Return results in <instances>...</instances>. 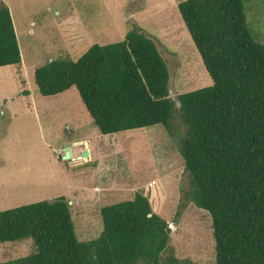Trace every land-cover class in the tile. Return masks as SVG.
Instances as JSON below:
<instances>
[{
    "label": "trees",
    "instance_id": "1",
    "mask_svg": "<svg viewBox=\"0 0 264 264\" xmlns=\"http://www.w3.org/2000/svg\"><path fill=\"white\" fill-rule=\"evenodd\" d=\"M178 10L213 81L178 95L187 197L211 216L215 264H264V43L249 26L245 0H183ZM21 61L0 0V67ZM33 79L47 98L76 90L103 134L156 124L172 132L169 67L139 27L76 60L41 64ZM101 217L100 235L81 241L64 196L1 210L0 243L32 238L35 248L0 264H160L166 252L163 264H183L169 246V222L143 192L102 207Z\"/></svg>",
    "mask_w": 264,
    "mask_h": 264
},
{
    "label": "rangeland",
    "instance_id": "2",
    "mask_svg": "<svg viewBox=\"0 0 264 264\" xmlns=\"http://www.w3.org/2000/svg\"><path fill=\"white\" fill-rule=\"evenodd\" d=\"M181 1L4 0L22 61L0 67V211L64 196L77 238L87 241L103 230L102 207L141 191L169 222L176 258L183 264H215L211 216L187 197L189 173L179 152L187 128L177 102L179 94L213 81L181 18ZM245 5L249 26L264 43V0H245ZM136 27L154 38L169 67L176 104L171 133L156 124L103 134L76 90L51 98L40 94L33 79L37 66L76 60L90 46L121 41ZM79 28L78 44L83 42L72 49ZM67 144L75 151L71 160L64 159ZM85 149L89 156L78 159ZM34 248L32 238L2 242L0 262Z\"/></svg>",
    "mask_w": 264,
    "mask_h": 264
},
{
    "label": "water",
    "instance_id": "3",
    "mask_svg": "<svg viewBox=\"0 0 264 264\" xmlns=\"http://www.w3.org/2000/svg\"><path fill=\"white\" fill-rule=\"evenodd\" d=\"M81 145L83 142L76 143L75 145ZM64 159L71 160L73 158V147L71 144H67L64 147ZM90 152L89 150L85 149V151L82 152L81 156L78 157V159H86L89 156Z\"/></svg>",
    "mask_w": 264,
    "mask_h": 264
},
{
    "label": "crops",
    "instance_id": "4",
    "mask_svg": "<svg viewBox=\"0 0 264 264\" xmlns=\"http://www.w3.org/2000/svg\"><path fill=\"white\" fill-rule=\"evenodd\" d=\"M13 19V18H12ZM14 23V22H13ZM76 28V27H75ZM75 28H73V30H75ZM80 29V28H79ZM82 32V30L80 29V31H78V34H76V36H78L77 38H75V39H73V43H74V46H73V48L72 49H76V48H78V47H80L81 46V44H82V42L80 43V44H78V41L80 42V40H81V37L79 36L80 34H83V33H81ZM151 38H153L151 35H149ZM154 39V38H153ZM74 152L75 151H73V154H74Z\"/></svg>",
    "mask_w": 264,
    "mask_h": 264
}]
</instances>
